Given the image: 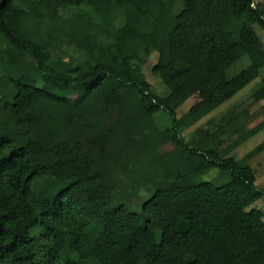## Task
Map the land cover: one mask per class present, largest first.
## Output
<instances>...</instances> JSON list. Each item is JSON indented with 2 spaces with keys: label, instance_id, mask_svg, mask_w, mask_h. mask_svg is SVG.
I'll return each instance as SVG.
<instances>
[{
  "label": "trees",
  "instance_id": "1",
  "mask_svg": "<svg viewBox=\"0 0 264 264\" xmlns=\"http://www.w3.org/2000/svg\"><path fill=\"white\" fill-rule=\"evenodd\" d=\"M59 15L55 45L45 28ZM256 26L264 3L250 0H0L10 43L0 65V264H264V210L247 208L264 189L252 152L229 154L264 120L245 130V108L233 107L190 139L181 133L257 78L251 96L264 99ZM152 52L169 90L161 97L143 75L122 76ZM243 55L249 64L228 75ZM75 87L85 95L71 102ZM144 102L150 114L167 110L178 133L162 168L153 149L167 129L153 126L145 150L135 147ZM217 127L235 135L223 147ZM213 168L222 183L195 180ZM159 180L138 212L114 192Z\"/></svg>",
  "mask_w": 264,
  "mask_h": 264
},
{
  "label": "rangeland",
  "instance_id": "2",
  "mask_svg": "<svg viewBox=\"0 0 264 264\" xmlns=\"http://www.w3.org/2000/svg\"><path fill=\"white\" fill-rule=\"evenodd\" d=\"M121 10H117L115 15L118 16L121 14ZM62 19V16L59 15L57 20L54 23H49L46 25L45 36L53 43H58V35L56 34V28L59 20ZM257 34L264 41V30L256 26L255 27ZM10 43L6 39L0 38V65L4 64L2 58V51L9 47ZM58 54L64 59L76 63L77 59L70 55L67 52H64L59 49ZM156 52L150 53L146 63L142 65H135L133 71L130 74L122 73L123 77H134L137 75H143L150 83L152 90L159 96H164L168 93V88L162 83L161 79L158 78L150 69V65L156 60ZM249 57L243 55L237 61H235L227 70L228 75L238 72L245 66L249 64ZM260 78H257L240 90H238L230 99L219 104L215 109L204 115L196 122H192L189 119L184 120L182 135L186 139H190L195 135L199 129H203L208 124L213 123L221 115L228 112L231 108L234 107V110L237 111L241 108H245L246 113L241 118V122L244 126V129L247 130L258 124L260 121L264 120V99L262 100H253L251 92L253 87L258 85ZM58 83L54 81H47L44 87L47 90L55 91L58 87ZM85 95V90L83 87H75L72 92L67 94V98L71 102H78ZM197 100L196 96H190L185 99L175 110L176 116L183 114L195 101ZM149 106L148 102L141 104V114L133 120V122L140 128V134L135 141V147L139 150H145L148 145V132H153L158 129H167L170 137L168 140L158 144L154 151V162L157 168H162L165 165L164 153L174 147L177 141L178 133L172 126L171 115L169 112L163 108L158 109L153 113H149L147 108ZM155 129L154 130V127ZM212 136L215 138H220L222 143L219 147H223L226 144H229L235 135L228 136L226 129L224 127L214 128ZM252 152L249 162L255 173V183L258 187L264 189V124L252 135L242 141L239 145L233 148L229 154H231L236 159H241L243 156ZM218 169L213 168L208 173L197 177L195 180L208 179L213 183L220 184L224 181L223 178H220L217 174ZM161 184V181H155L151 184L144 186H136L132 183L122 182L115 189V194L120 195L121 198L125 200L126 205L133 211L138 212L140 210L141 203L151 195L155 188H158ZM260 208L264 210V197H260L254 200L247 207L249 208ZM182 228L187 226L186 221H181L180 223Z\"/></svg>",
  "mask_w": 264,
  "mask_h": 264
},
{
  "label": "built area",
  "instance_id": "3",
  "mask_svg": "<svg viewBox=\"0 0 264 264\" xmlns=\"http://www.w3.org/2000/svg\"><path fill=\"white\" fill-rule=\"evenodd\" d=\"M262 3H264V0H250V5L254 8Z\"/></svg>",
  "mask_w": 264,
  "mask_h": 264
}]
</instances>
